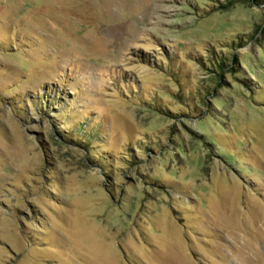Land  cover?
I'll return each mask as SVG.
<instances>
[{
	"label": "rangeland",
	"instance_id": "obj_1",
	"mask_svg": "<svg viewBox=\"0 0 264 264\" xmlns=\"http://www.w3.org/2000/svg\"><path fill=\"white\" fill-rule=\"evenodd\" d=\"M0 264H264V6L0 0Z\"/></svg>",
	"mask_w": 264,
	"mask_h": 264
},
{
	"label": "trees",
	"instance_id": "obj_2",
	"mask_svg": "<svg viewBox=\"0 0 264 264\" xmlns=\"http://www.w3.org/2000/svg\"><path fill=\"white\" fill-rule=\"evenodd\" d=\"M244 1L250 2V3H252L254 5H258V6H264V0H244ZM258 32H260V31L258 30ZM237 63H238V59H237L236 55H234V54L232 55L231 58L216 60L214 62V68L215 69L212 70V72H214L217 76V83L222 80L223 74H225L227 72L228 73L235 72ZM219 86L221 87L220 84H219Z\"/></svg>",
	"mask_w": 264,
	"mask_h": 264
}]
</instances>
